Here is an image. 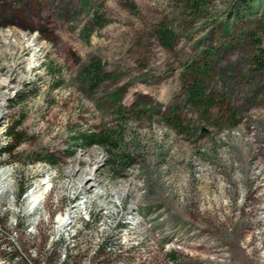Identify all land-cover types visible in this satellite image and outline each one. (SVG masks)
Wrapping results in <instances>:
<instances>
[{
    "label": "rangeland",
    "instance_id": "374dc122",
    "mask_svg": "<svg viewBox=\"0 0 264 264\" xmlns=\"http://www.w3.org/2000/svg\"><path fill=\"white\" fill-rule=\"evenodd\" d=\"M13 29L36 52L0 41V147L12 146L0 154L12 169L0 264H264V0H0V31ZM91 61L106 75L96 85L82 72ZM188 63H208L207 86L237 125L190 106L180 131L163 118L181 106ZM91 131L113 143L75 142ZM49 153L54 164L37 161ZM97 160L94 185L75 193Z\"/></svg>",
    "mask_w": 264,
    "mask_h": 264
},
{
    "label": "trees",
    "instance_id": "16d2710c",
    "mask_svg": "<svg viewBox=\"0 0 264 264\" xmlns=\"http://www.w3.org/2000/svg\"><path fill=\"white\" fill-rule=\"evenodd\" d=\"M30 29V28H29ZM31 30V29H30ZM157 37L161 46L166 49H171L174 44L172 33L166 28H160L157 31ZM207 68L208 63L204 66H196L192 63L185 64L184 72L182 73V101L181 106L178 108H172L170 112H165L163 118L177 128L179 131L183 128V119L178 110H181L185 106H190L194 109L201 118L210 119L212 116L213 122H222L229 127H234L238 123L236 110L225 100L219 93L210 90L207 86ZM83 75L89 77V83L96 85L103 78L98 77L102 72L101 65L97 61H91L82 69ZM121 97V92H116L112 96V101L118 102ZM144 111H146L144 109ZM120 113V109H118ZM7 133L13 134L15 138L18 137L16 131L13 128H8ZM75 142L79 141L80 145L91 146L96 144L113 143L111 136L105 132H81L75 137ZM114 145V144H113ZM12 148L11 145L0 147V154L8 152ZM69 154L72 152H68ZM121 162L124 164L129 163L132 159L127 154H121ZM44 159L37 161H44L50 164H54L55 156L52 153L45 154Z\"/></svg>",
    "mask_w": 264,
    "mask_h": 264
},
{
    "label": "bare ground",
    "instance_id": "6f19581e",
    "mask_svg": "<svg viewBox=\"0 0 264 264\" xmlns=\"http://www.w3.org/2000/svg\"><path fill=\"white\" fill-rule=\"evenodd\" d=\"M12 31H16V33L13 34ZM12 31H0V41L4 42V41H6L5 39H7L9 35H13L15 37V40H16L15 46H17V45L22 46L23 50L31 49L34 52H36L35 48H33L34 44L36 43V41H35L36 39L34 36H27L26 33H23L21 31L19 32L15 29H13ZM33 56H34V54H33ZM32 62H33V60H32ZM30 67H32L31 64H30ZM2 106H3V103L1 102L0 103V117L3 114V111L1 109ZM99 162H100V160L95 161L90 168H88L87 170H84L82 172V175L79 179V184L74 188L75 193L78 192L80 190V188H81V190L86 189L88 184H90V186L94 185V183H95V177H94L95 176V170L98 167ZM0 168H2V167H0ZM11 171H12V169L8 168V167H4V168L0 169V194L1 195H5L4 189L7 188L8 184L10 182L9 175L11 174L10 173ZM49 181H50V179L47 178V181H45L44 183L37 182L36 184H34L37 186L36 192L35 191H32L31 193L28 192V193H30L29 195H31L34 198L31 206H34V205L37 206L38 204H40L43 201L45 195L47 194V192L51 186V184L49 186L47 185V183ZM43 185L45 187H42ZM41 187L43 189L40 191ZM126 191H127V186L124 185L121 187V189L112 190L111 193L115 194L116 199H117V198H122L124 196V194L126 193ZM1 195H0V201H1V199H3ZM82 205H83V202L81 201L77 205H75L71 208H68L66 210V212L64 213L65 216H63V217L58 216L57 217V227H56L57 231L60 232L62 229L66 228V226H68L69 224H71L75 220L78 209H80V207ZM133 210L134 209H130L129 211L126 212V214H128L130 216V217H127V219L131 220L130 223H132V224L137 223L139 221V216L137 215V213L133 212Z\"/></svg>",
    "mask_w": 264,
    "mask_h": 264
}]
</instances>
